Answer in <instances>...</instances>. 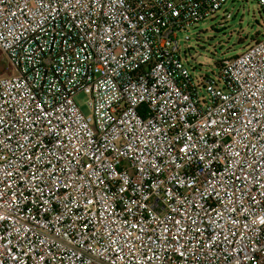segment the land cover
<instances>
[{"label": "built area", "instance_id": "1", "mask_svg": "<svg viewBox=\"0 0 264 264\" xmlns=\"http://www.w3.org/2000/svg\"><path fill=\"white\" fill-rule=\"evenodd\" d=\"M225 1L0 0V264H264V36L177 38Z\"/></svg>", "mask_w": 264, "mask_h": 264}, {"label": "rangeland", "instance_id": "2", "mask_svg": "<svg viewBox=\"0 0 264 264\" xmlns=\"http://www.w3.org/2000/svg\"><path fill=\"white\" fill-rule=\"evenodd\" d=\"M264 36V13L256 0H226L211 16L178 31L180 55L183 63L195 77L215 76L218 62L242 52L254 40ZM9 67L0 72L8 75ZM202 93L205 91L202 89ZM85 94L75 95V101L85 114L90 110Z\"/></svg>", "mask_w": 264, "mask_h": 264}, {"label": "trees", "instance_id": "3", "mask_svg": "<svg viewBox=\"0 0 264 264\" xmlns=\"http://www.w3.org/2000/svg\"><path fill=\"white\" fill-rule=\"evenodd\" d=\"M218 65H220V62H218ZM9 68L7 58L5 54L0 50V72L5 71Z\"/></svg>", "mask_w": 264, "mask_h": 264}]
</instances>
